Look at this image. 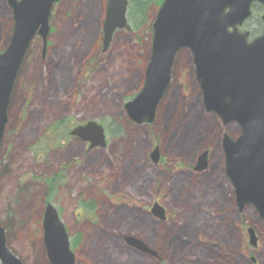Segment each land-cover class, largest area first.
Returning a JSON list of instances; mask_svg holds the SVG:
<instances>
[{
	"label": "rangeland",
	"instance_id": "1",
	"mask_svg": "<svg viewBox=\"0 0 264 264\" xmlns=\"http://www.w3.org/2000/svg\"><path fill=\"white\" fill-rule=\"evenodd\" d=\"M141 1L146 18L132 16L129 0L130 28L116 31L106 50L109 0H62L50 18L46 52L41 39L33 43L15 83L0 147V224L8 245L24 264H51L41 225L51 203L72 243L80 238L72 248L76 264H264V220L254 205L240 211L226 172L224 137L236 139L241 128L207 112L188 50L176 57L153 123H133L127 114L125 104L145 84L161 2ZM263 14L255 5L244 28L253 37L262 33ZM13 27V9L0 0V53ZM177 111L192 125L205 122L200 139L186 148L168 125ZM89 121L103 126L105 148L90 149L71 136ZM175 124L181 128L177 117ZM156 146L158 164L150 156ZM204 151L207 168L197 171ZM53 177L55 185H49ZM155 202L166 209L165 221L150 213ZM126 236L142 240L156 255L130 246Z\"/></svg>",
	"mask_w": 264,
	"mask_h": 264
},
{
	"label": "water",
	"instance_id": "2",
	"mask_svg": "<svg viewBox=\"0 0 264 264\" xmlns=\"http://www.w3.org/2000/svg\"><path fill=\"white\" fill-rule=\"evenodd\" d=\"M8 1L14 13V28L7 49L0 54V145L18 73L37 35L42 38L45 53L52 10L61 0ZM254 2L264 6V0H165L153 24V47L144 87L125 109L134 123H153L170 86L175 57L180 50L188 49L207 112L217 114L225 125L236 122L241 127L237 140L226 135L223 142L226 172L235 188L238 207L242 211L254 205L264 220V33L249 43V33L239 31L252 15ZM128 4V0H109L104 50L116 30L130 28ZM72 135L90 142V149L107 145L105 130L97 122L75 128ZM207 157L205 152L199 158L197 171L207 168ZM151 158L159 162V148ZM151 212L166 220V210L160 204L155 203ZM249 233L250 243L256 246L254 230ZM125 240L143 253L156 255L142 240ZM44 242L51 264H75L66 227L52 205L45 213ZM0 260L2 264H23L8 249L1 225Z\"/></svg>",
	"mask_w": 264,
	"mask_h": 264
},
{
	"label": "trees",
	"instance_id": "3",
	"mask_svg": "<svg viewBox=\"0 0 264 264\" xmlns=\"http://www.w3.org/2000/svg\"><path fill=\"white\" fill-rule=\"evenodd\" d=\"M163 2V0H161V2H159L157 5H161ZM132 3L135 7V10L132 12V16H134L135 18V14H143V20L146 18V4H144V2H142L141 0H132ZM177 115V116H176ZM179 118V123L181 125V128H179L178 126H176L175 124V119ZM198 122H196L195 124H191L189 122V118L187 115H183L182 111H177L174 113L170 114V118H169V128L171 131V134L173 136V139L178 140L179 145L181 148H186L188 147L192 141H195L196 138L200 139V131L202 129L201 127V123H205L203 122L201 119L197 120ZM199 123V125H198ZM179 129H182V135H179ZM209 134V132H208ZM205 136V135H204ZM48 181H51V183L54 184V178L53 179H49ZM56 182V180H55ZM50 184V182H49ZM51 185V184H50Z\"/></svg>",
	"mask_w": 264,
	"mask_h": 264
},
{
	"label": "flooded vegetation",
	"instance_id": "4",
	"mask_svg": "<svg viewBox=\"0 0 264 264\" xmlns=\"http://www.w3.org/2000/svg\"><path fill=\"white\" fill-rule=\"evenodd\" d=\"M264 28V27H263ZM262 30H264V29H262ZM45 207H46V205H45ZM45 207H44V211H43V213H42V218H41V225H42V230H44V215H45ZM66 225V224H65ZM67 227V226H66ZM68 232H69V230H68ZM69 235H70V232H69ZM70 237H71V235H70ZM42 242H43V244H44V236H42ZM71 248H74V245H73V243H72V240H71ZM45 249H46V247H45ZM46 256H47V251H46ZM48 258V257H47Z\"/></svg>",
	"mask_w": 264,
	"mask_h": 264
}]
</instances>
